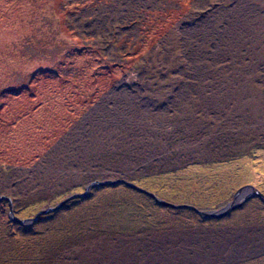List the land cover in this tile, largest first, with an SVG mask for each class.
Returning a JSON list of instances; mask_svg holds the SVG:
<instances>
[{
	"label": "rangeland",
	"instance_id": "1",
	"mask_svg": "<svg viewBox=\"0 0 264 264\" xmlns=\"http://www.w3.org/2000/svg\"><path fill=\"white\" fill-rule=\"evenodd\" d=\"M159 1L0 0V264H264L261 200L251 197L221 218L194 211H218L247 185L264 195V0H183L182 10ZM80 10L96 17L87 26L92 38H78ZM107 26L118 37L112 42L102 35ZM120 44L132 55L116 52ZM114 94L125 96L133 117L149 112L148 104L161 114L134 120L117 138L103 133L109 153L89 177L110 175L109 183L135 189L47 177L36 192L13 181L46 152L40 145L53 142L49 135L60 136L65 117L86 119L102 98L111 109ZM137 96L148 104H134ZM51 103L53 116L37 123ZM116 145L146 148L150 160L133 147L118 154L110 149ZM144 191L186 207L158 205ZM5 198L23 220L68 200L20 225Z\"/></svg>",
	"mask_w": 264,
	"mask_h": 264
},
{
	"label": "crops",
	"instance_id": "2",
	"mask_svg": "<svg viewBox=\"0 0 264 264\" xmlns=\"http://www.w3.org/2000/svg\"><path fill=\"white\" fill-rule=\"evenodd\" d=\"M130 1H132V0H123V4L128 3ZM172 1H174V0H162V1H159V3H157V5L159 7H162V8H165L166 6L167 7L171 6V8L174 7L176 10H178V9L182 10L183 9V8L182 9L180 8L181 2L183 0H178L179 3L172 2ZM175 1H177V0H175ZM157 5H155V6H157ZM140 10H146V8H143ZM164 10H167V9H164ZM77 15L79 16V18H81L84 21L83 22L84 25L82 28L84 36H82L80 33H78L79 34L78 38L83 37V38L88 39V38L94 37L93 35H90L87 32V30H88L87 26L91 25L89 23V21H93V20L95 21L96 17L94 16V18L92 20L91 16L89 17L88 14L83 13V11H81V10H80V12L77 13ZM168 15H166V17H168ZM82 16H84L85 18H83ZM152 16L155 17V14H153ZM107 21H109V18L107 19ZM115 21H117V20H115ZM112 22H113V19L111 20V22L109 21L107 23L109 24V26H111ZM109 26L106 27V33L102 34V35L105 36L109 40L111 38L117 39L118 37L116 36V33H112L113 30H110ZM177 38H179V37H177ZM109 40H107V42ZM110 41L112 42V40H110ZM84 42H85L84 43L85 46L89 45V42L87 40H84ZM115 48H116L115 51L118 52L120 55L121 54L124 55V53H127V54L130 53V55H132V53H133V49L132 48L127 49L126 44H120V47H115ZM112 53H113V51L110 54H112ZM170 53H171V51L168 50L167 51V58L169 60L171 59ZM115 55H117V54H115ZM109 57H110V55H109ZM232 69H234V68H232ZM205 75L206 74H204L203 76H205ZM208 76H209V74H208ZM204 80H205V78H204ZM140 81H142V80H140ZM156 82H158V81H156ZM116 85H117V83H116ZM140 86H145V85L141 84ZM145 87L146 88H143V90L146 92L147 91L149 92L150 91L149 87L148 86H145ZM160 89H161V87L158 88V91H160ZM114 91H116V89ZM150 92H153V90H151ZM115 95L116 94H114L112 96H114L113 100H115L114 104L116 106L113 104L111 109H109V108L104 109L102 107V100H103V98H102L97 102V104L95 106H93L92 109L90 108L88 110L86 115L90 114V116L86 117V119L84 118L85 116L80 117L82 112L80 115L77 112L76 113L77 116H72V121L70 120V115H68V117H65L66 120H64L65 121L64 124H67V125L64 127V130H61L60 136H58V137L56 136L54 138L53 135H49L50 137L53 138V142L50 141V143L45 147H44V145H40V149H41L40 151L46 150V152L42 156H40L39 154L36 156L34 155L31 162H30L31 166H28V162H25V166L22 167L23 168L22 171L24 172L26 177L25 178H22V177L15 178V180H13V181H15V182L23 181L25 186L28 185L27 191L28 190L31 191V190L35 189L33 191H36V192L38 191V190H36L37 183H39V181L41 182V180L42 181L46 180L47 177H48V182H52V184H53V182L59 183V181H62L64 183H67L70 186L73 185L72 183L76 184V182L79 184L80 183L86 184L89 182H96V181H98V182H101V181L110 182V181H112L113 179L108 177L110 175H107L106 177H108V178L105 177L102 180H97L98 178L94 179V178L89 177L91 174L95 175L96 169L103 165V164L101 165V162H102L101 157L105 156L107 153H109V150H107V148L111 146L110 145L111 143L107 142V138L103 137V133H105L106 135L107 134H113L115 136V138H117V135H119V133H122L123 130L130 132V129H132L134 120L144 119V118L145 119H151L148 114H155V112L159 111V110H157L155 112L150 111V110H152L153 107H151L147 103L146 100L144 101V99H146L147 96H137L134 100H132L133 102L136 101L134 104H136V105L138 104V106H140L141 103L143 105L144 102H146L148 104V107H144V109L148 110L149 112H143L142 111L141 115L139 114L140 116H138L137 118L133 117L132 115H130L131 114L130 110L134 109V108L131 106H127V108H126V106L122 105V103H121V101L122 102L124 101L125 96L120 95L121 97H118ZM211 97L212 96H208L207 98L202 97L201 101H208V100L212 101L213 99H211ZM152 98L156 99L155 100L156 104L157 103L160 104L162 102L164 103V101H165V100H158V98H160V95H155ZM203 99H206V100H203ZM241 99L244 100V98H240L238 100L240 103L247 102V101H242ZM172 100L173 99H171V101ZM174 100L177 102L179 101L176 99H174ZM132 101H129V102H132ZM193 102L197 104V101H193ZM176 104L177 103L175 102V105ZM54 105H55L54 103H51V105L47 106V108H44L43 111L41 113H39L34 120H36L37 123H42L41 125H43V122L46 123L45 121H48L49 118L53 116L54 107H55ZM164 105L165 104H162L161 107H163ZM123 109L125 111H122ZM188 109L189 108H186V110H188ZM5 113L7 115H10V112L7 110L5 111ZM157 114L159 116V114H161V113L157 112ZM126 118L127 119L129 118L132 120L129 121V120H126ZM75 121H76V123H75L76 126L78 125V129H79L78 131H77V129L73 130V124L72 123ZM158 123L159 122H156V123L153 122L150 124L152 125V127L153 126L157 127ZM154 124H156V125H154ZM167 124H171V123H167ZM136 125L139 126V121L136 122ZM161 126H166V125H164V123H163ZM125 132H123V134ZM58 133H59V131H58ZM93 133L97 135V141L93 140V138H92ZM21 137H22V134H21ZM46 138H49V137H45L43 140H46ZM54 139H56V140H54ZM129 147H133L134 148L133 150L140 152V154L141 153L142 154L147 153V154H144L145 157L143 158V160H150L149 151L146 148H142L140 150H137L135 148V146H131V145H128V146L125 145V146H119V147L116 145L114 147H111L110 149L115 150V151H119L118 154H120V151H122L123 149L132 150V148H129ZM85 149L88 150L89 156L84 158V160L83 159L80 160L79 159L80 157L77 156V153L80 151L84 152ZM124 152H126V151H124ZM116 156H117V154H116ZM35 161H39V163L33 164V163H35ZM112 161L117 163L118 161H121V160L118 158L115 160L114 159H107V162H108L107 165L109 167L110 166L113 167L114 164L112 163ZM147 163H149V162H147ZM42 164H45L44 165L45 168H44L43 172L39 175L38 169H39L40 165H42ZM54 167H56L55 168L56 172H54V170H53ZM106 171H108V170H106ZM59 172L61 174H60V176H57V174H59ZM43 173H45V174H43ZM33 184H36V185L33 186ZM52 187H53V185H52ZM23 188H26V187H22V189ZM39 193L40 194L44 193V195H45L46 193H48V191L39 192Z\"/></svg>",
	"mask_w": 264,
	"mask_h": 264
},
{
	"label": "water",
	"instance_id": "3",
	"mask_svg": "<svg viewBox=\"0 0 264 264\" xmlns=\"http://www.w3.org/2000/svg\"><path fill=\"white\" fill-rule=\"evenodd\" d=\"M117 183H124L126 186L130 187V188H133L135 189L136 187L133 186V184H130V183H126V182H121V181H117V182H105V183H94L96 185H100L101 187L102 186H111V185H114V184H117ZM250 191L251 192V195L247 194V192ZM145 192V191H144ZM147 195H149L150 197H152L156 203L158 205H161V206H164V207H186V206H175L173 204H170L166 201H163L161 199H158L157 197H155L152 193L150 192H145ZM80 197H82L83 195H78ZM251 197H254V198H258L260 199L263 203H264V195L259 191L257 190L256 188L252 187V186H244L242 188H239L234 196H233V199L230 203H228L225 207H223L222 209L218 210V211H199V210H196L194 209L193 207L191 206H187L189 208H192L194 209L195 212H197L198 214H200L201 216L203 217H210V218H221L223 216H225L227 213L231 212L232 210L234 209H237V208H240L241 205L246 201L248 200L249 198ZM7 200V202L9 203V215H10V219L17 223V224H20V225H27V224H31V223H34L38 217L40 215H44V214H47L49 212H54V211H57L59 210V208H61L62 204L67 201L68 199H65L63 200L59 205L55 206V207H49L48 209H44V210H40L39 212H37L35 214L34 217L32 218H26V219H19L17 217H15L14 213H13V208H12V202L9 198H5Z\"/></svg>",
	"mask_w": 264,
	"mask_h": 264
},
{
	"label": "trees",
	"instance_id": "4",
	"mask_svg": "<svg viewBox=\"0 0 264 264\" xmlns=\"http://www.w3.org/2000/svg\"><path fill=\"white\" fill-rule=\"evenodd\" d=\"M45 257H47L48 259H50L49 255H44ZM27 263V262H26Z\"/></svg>",
	"mask_w": 264,
	"mask_h": 264
},
{
	"label": "flooded vegetation",
	"instance_id": "5",
	"mask_svg": "<svg viewBox=\"0 0 264 264\" xmlns=\"http://www.w3.org/2000/svg\"><path fill=\"white\" fill-rule=\"evenodd\" d=\"M260 200V199H259Z\"/></svg>",
	"mask_w": 264,
	"mask_h": 264
}]
</instances>
